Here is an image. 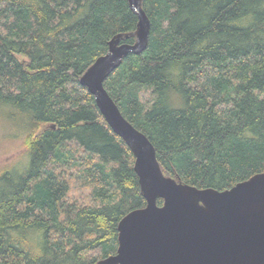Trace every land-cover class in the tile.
Masks as SVG:
<instances>
[{
  "label": "trees",
  "instance_id": "1",
  "mask_svg": "<svg viewBox=\"0 0 264 264\" xmlns=\"http://www.w3.org/2000/svg\"><path fill=\"white\" fill-rule=\"evenodd\" d=\"M142 5L148 46L105 87L164 174L223 191L264 172V0ZM138 21L129 0H0V125L26 155L0 169V264H98L147 205L131 147L81 83Z\"/></svg>",
  "mask_w": 264,
  "mask_h": 264
},
{
  "label": "water",
  "instance_id": "2",
  "mask_svg": "<svg viewBox=\"0 0 264 264\" xmlns=\"http://www.w3.org/2000/svg\"><path fill=\"white\" fill-rule=\"evenodd\" d=\"M138 16L136 43L119 34L81 78L113 131L135 155V171L147 200L119 222V248L98 264H264V172L232 188H198L164 174L157 150L105 87L107 77L130 54L143 52L151 21L143 0H129ZM163 204H158V199Z\"/></svg>",
  "mask_w": 264,
  "mask_h": 264
},
{
  "label": "rangeland",
  "instance_id": "3",
  "mask_svg": "<svg viewBox=\"0 0 264 264\" xmlns=\"http://www.w3.org/2000/svg\"><path fill=\"white\" fill-rule=\"evenodd\" d=\"M23 58V57H21ZM25 149L22 144V140L19 138H14L10 136L5 138L3 133L2 124L0 125V169L3 167H13L21 161L25 160ZM78 189L74 191L72 195L74 199L82 202L85 200L84 195L88 194L87 190Z\"/></svg>",
  "mask_w": 264,
  "mask_h": 264
}]
</instances>
